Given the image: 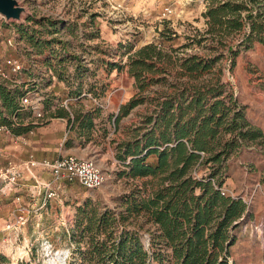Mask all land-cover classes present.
Returning <instances> with one entry per match:
<instances>
[{"label":"trees","instance_id":"1","mask_svg":"<svg viewBox=\"0 0 264 264\" xmlns=\"http://www.w3.org/2000/svg\"><path fill=\"white\" fill-rule=\"evenodd\" d=\"M202 3L203 27L193 28L181 47H198L200 55L177 57L175 49L167 54L148 43L125 63L138 93L120 107L114 122L137 105L147 103L149 108L138 115L141 124L132 130L134 139L124 142L118 155L126 176L146 179L143 189L125 196L119 215L122 222L144 219L154 228L151 249H144L137 231L126 226L115 234L114 217L105 212L90 218L82 230L90 237L80 253L81 264H235L230 249L247 205L237 196L222 194L220 188L227 161L243 147L260 145L264 154V133L246 119L245 108L223 80L222 62L228 61L232 71L242 51L254 43L264 45V0ZM133 46L128 44L126 53ZM108 68L123 67L109 63ZM170 69H177L176 74ZM157 84L164 90L153 87ZM19 98L17 88L0 84V125L14 134L34 126L11 120L22 115ZM88 121L85 115L79 125L88 128ZM150 154L156 155L154 164L146 162ZM198 170H203L200 177L193 174ZM136 225L142 228V223Z\"/></svg>","mask_w":264,"mask_h":264},{"label":"rangeland","instance_id":"2","mask_svg":"<svg viewBox=\"0 0 264 264\" xmlns=\"http://www.w3.org/2000/svg\"><path fill=\"white\" fill-rule=\"evenodd\" d=\"M18 1L28 11L23 23H5L0 18V67L9 73L8 78H0V84L9 89L17 88L20 97L34 91L42 97L41 103L67 100L70 107V97L64 99L57 90L45 91L46 84L43 82L53 73L67 76L74 73L84 78L82 82L85 85L97 86L101 90L103 83L107 82L100 77L95 82L92 80L101 71L86 65L94 64L93 60L98 65V60L103 57L112 61L118 59L127 52L128 44L156 41L164 53L174 54L172 49H175L177 57L194 52L201 54L198 47H181L187 43V35L193 32V28L203 27L200 15L202 0H147L151 9L145 13L133 12L130 0ZM164 8H170L171 12L163 14ZM98 31L101 32L100 38L96 37ZM9 37L15 39L14 48L6 44ZM65 53L79 56L87 70H78L72 63H64L62 56ZM8 57L20 62V71L14 72L3 66ZM222 66L223 80L232 88L239 104L249 116L264 126V45L254 43L252 48L242 51L236 57L232 71L227 69L228 61L224 60ZM30 69L42 78V83L30 86L24 80L23 74ZM176 70L170 69L173 74H176ZM111 76L112 88L119 85L131 87L126 74L122 76L112 71ZM153 87L164 90L165 86L157 84ZM98 94L91 97L99 100L102 95ZM117 97L112 95V103L118 101ZM81 101L86 103L87 100ZM18 109L24 119L33 121L36 127H40L44 121V117L33 116L32 108L21 105L19 99ZM132 120L133 117L124 120V123H132ZM34 133L42 136L36 130ZM242 150L258 155L251 154L246 160H239L234 155L227 161L222 188L231 196L244 192L250 196L255 185L264 183L262 146L251 144ZM94 160L105 176L100 187L87 188L78 180H56L52 175L42 177L47 186H40L41 180L35 181L31 174L26 181L35 187L29 190V194L23 193L24 202L19 197L17 199V195L12 196V188L19 181L11 182L2 172L4 169L0 171V264H81L80 253L88 247L90 237V234H82V230L90 218L100 217L105 212L114 217L112 226L115 234L118 235L126 226V229L137 231L144 249H151L150 231L154 228L144 219L122 222L119 215L123 211L121 205L125 196L143 189L146 179L126 176L123 172L126 166L121 162H111L107 156H98ZM6 162L0 160V166H8ZM202 173L203 170L193 172L196 177ZM22 209L27 210L26 222L19 227L7 228L15 224ZM137 223H142V228ZM256 224H261L257 230L254 229ZM241 230L246 231V236L231 247L232 260L235 259L236 264H264V218L254 219V215L249 214Z\"/></svg>","mask_w":264,"mask_h":264},{"label":"crops","instance_id":"3","mask_svg":"<svg viewBox=\"0 0 264 264\" xmlns=\"http://www.w3.org/2000/svg\"><path fill=\"white\" fill-rule=\"evenodd\" d=\"M130 3V8L133 12H150L151 6L147 4V0H130ZM100 33L101 32L98 31L96 37L100 38ZM148 43H151V41L134 45L132 51ZM153 43L157 44L156 41H153ZM131 52L120 55L118 59H114L113 61L103 57L98 60V65L94 60L92 61L94 64L90 63V65H86L90 69L94 68L95 70L98 69L101 71L100 75L97 74L92 78L94 82L99 77L102 78V81L105 80L107 82L103 83L101 90H99L97 86L85 85L82 82L84 78L74 73L70 76L53 73V75L46 79V82H43L46 84L44 90L47 92H55L57 90L59 94H62L64 99L70 97V107H68L67 102H43L40 103L38 107V109L42 111L44 117V121L40 123V127L33 126L30 130L22 134H14L11 131L0 130V160H6L7 164L9 162L15 163L16 169L19 171V182L12 188L13 197L17 195V199L19 197V199L21 198L20 200L24 202L23 193L27 195L29 194V190L35 187V185L30 186L26 181L31 177V174L34 176L35 181L38 179L41 180V182L38 181L40 186L42 184L43 186H47L46 183H43L42 177L52 175L51 171L39 164L30 166L29 162L31 161L38 163L44 159L51 161L62 156L73 155L82 159H94L98 156L101 158L107 156L111 162H121L118 155H122V144L134 139L132 130L141 124V119L138 115H142L145 113V110L149 108L147 103L137 105L117 123L114 122L120 107L126 104L133 95L138 93L135 80L128 73L127 66L125 65ZM62 57L64 63H72V66L78 70H87L79 56H71L65 53ZM31 61L29 62L31 63ZM109 63H118L123 68L120 70H110L108 68ZM27 67L30 68V64H28ZM112 71H114L115 74H122V76L126 74L128 76L127 78L130 80L131 87L119 85L112 88ZM23 77L30 86L33 85V83H42V78L38 77L31 69L25 72ZM98 93L102 95L99 97V100L91 97L92 94L99 95ZM113 94L118 95V101L114 103L111 101ZM146 94L147 92H144V95ZM151 96H153V94H151L150 97ZM82 99H86V103L82 102ZM150 108H153V106H150ZM59 111L63 113V116H59ZM85 115L90 118V121H88L90 126L88 128L79 125L80 119ZM245 116L251 124L262 129L264 133V126L260 122H256L246 111ZM76 117H79V119L76 120ZM132 117V123H124V120L132 119ZM17 120L20 125L23 126L33 124V121H28V118L24 119L23 115ZM69 120H71V123ZM122 124H124L123 129ZM34 130H36L37 133H42V136H36ZM251 154L255 156L258 155L250 151L246 153L241 149L236 154V157L239 160H246ZM146 162L154 164L156 162V155L150 154ZM6 168L7 165L0 166V171ZM261 169L262 168L259 170ZM14 192L19 193L15 194ZM238 195L237 197L241 198L247 205L246 212L243 215L245 220L248 218L249 214H253L254 219L264 218V183L262 185H255L250 196L246 195L245 192L238 193ZM245 232L246 231L241 230V226L236 229L235 243L246 236L244 234ZM235 243L232 246H234Z\"/></svg>","mask_w":264,"mask_h":264},{"label":"built area","instance_id":"4","mask_svg":"<svg viewBox=\"0 0 264 264\" xmlns=\"http://www.w3.org/2000/svg\"><path fill=\"white\" fill-rule=\"evenodd\" d=\"M170 8H164L165 13H170ZM3 19V17H0ZM5 22V21H4ZM24 22V21H23ZM21 22V23H23ZM6 44L10 48H14L15 46V39L14 37H9L6 39ZM3 66L9 67L12 71L18 72L21 70V64L17 59H14L13 57H8L4 60ZM9 73L4 70L3 67H0V78H8ZM34 99V101H32ZM42 97L38 96L37 93L33 92H26L19 98V102L21 105H29L32 108L33 116L36 118L43 117V113L41 110L38 109L39 104L41 103ZM64 101V103H66ZM11 120L13 123H18L16 116H11ZM6 130L10 131V129L5 125H0V130ZM41 165L51 171L52 177L56 180L64 179V180H78L83 186L87 188H97L100 187L104 180L105 176L102 173L101 169L97 166L96 161L92 158H78L73 155L68 156H62L59 158H56L54 160H42L38 163L35 161L29 162L30 166L34 165ZM5 176L13 183L18 180L19 177V171L16 169V165L13 162H9L7 168L3 172ZM220 191L222 194H227L224 189L221 187ZM51 195V193H50ZM228 195V194H227ZM26 209H22L20 211V214L17 216V219L15 221V224L9 227H19L20 225H23L26 220ZM261 224H256L254 226V229H259Z\"/></svg>","mask_w":264,"mask_h":264},{"label":"water","instance_id":"5","mask_svg":"<svg viewBox=\"0 0 264 264\" xmlns=\"http://www.w3.org/2000/svg\"><path fill=\"white\" fill-rule=\"evenodd\" d=\"M27 15V9L18 0H0V17L5 23H21Z\"/></svg>","mask_w":264,"mask_h":264}]
</instances>
